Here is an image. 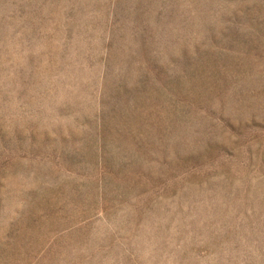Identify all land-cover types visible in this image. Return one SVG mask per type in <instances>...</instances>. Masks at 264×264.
<instances>
[{"label": "rangeland", "instance_id": "1", "mask_svg": "<svg viewBox=\"0 0 264 264\" xmlns=\"http://www.w3.org/2000/svg\"><path fill=\"white\" fill-rule=\"evenodd\" d=\"M0 264H264V0H0Z\"/></svg>", "mask_w": 264, "mask_h": 264}]
</instances>
